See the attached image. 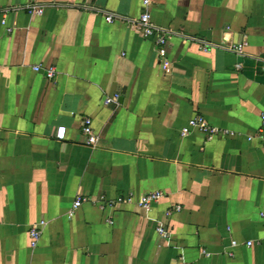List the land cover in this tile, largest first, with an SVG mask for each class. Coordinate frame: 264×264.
Returning a JSON list of instances; mask_svg holds the SVG:
<instances>
[{
  "label": "crops",
  "instance_id": "0c3cea01",
  "mask_svg": "<svg viewBox=\"0 0 264 264\" xmlns=\"http://www.w3.org/2000/svg\"><path fill=\"white\" fill-rule=\"evenodd\" d=\"M142 11L0 0V264H264V0H151L168 73Z\"/></svg>",
  "mask_w": 264,
  "mask_h": 264
},
{
  "label": "built area",
  "instance_id": "2783aa9c",
  "mask_svg": "<svg viewBox=\"0 0 264 264\" xmlns=\"http://www.w3.org/2000/svg\"><path fill=\"white\" fill-rule=\"evenodd\" d=\"M93 1H95V0H81L83 7H89L90 2H93ZM150 5H151V0H141V7H142L143 11L139 14L137 19H135L133 21V26L144 37L153 36L155 38V43L157 45V49H156L157 56L160 59V63H161L163 70L166 73H168L169 68H168L167 62L164 59V48H163L165 45L166 39H167V36H166L167 32L163 29L156 27L155 25H153L151 23L150 15H149ZM25 9H27L28 12L34 13L37 15H41V13H42V9L37 8L34 5H25ZM101 12L103 14H105V16H104L105 22L110 23L112 21V15L109 13H105L104 11H101ZM243 46H244V44L233 45L227 50L231 53H234V54H241ZM262 62L264 63V58L262 59ZM263 72H264V66H263ZM53 76H54L53 70L49 69L48 71H46L45 77L47 79H52ZM115 99H116V96L106 98L104 103L114 101ZM259 119H260V130H261L260 132H262L264 130V113H262L260 115ZM192 129H198V130L206 133L207 135L216 134L218 132L217 129L212 128V127H208L202 121V119L199 117H194V118L190 119L188 121L187 127L185 129H182L181 134L185 135ZM80 130H81V133L83 134V136H85L84 142L86 145H94L97 142V138L92 132L91 120L89 118H84L82 120ZM64 132H65L64 127L57 128L55 137L58 140H63L64 139ZM159 197H160V194L157 192L147 193V194H144V195L138 197L135 201L134 196L129 194L127 196L117 198L116 202H120V203L136 202L137 205L146 207V206H149L151 203L155 202ZM83 203H91V204L98 206V207H103L105 205V203H103V202H97L94 199H91L88 197L78 196V197H76L75 201L72 204V209H76V208L80 207ZM176 209H178V207H176ZM107 222L111 223V221H107ZM158 232L160 233V230H158ZM28 234H29V246L35 247L37 244V241L39 239V236L41 234V231L39 230V228L37 226H32L29 229ZM161 234H162V232H161ZM236 244L237 243L235 241H231L232 246H236ZM246 245H250V243H246Z\"/></svg>",
  "mask_w": 264,
  "mask_h": 264
}]
</instances>
